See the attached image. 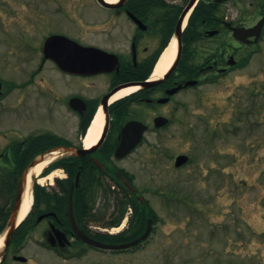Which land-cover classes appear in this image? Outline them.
<instances>
[{"label":"flooded vegetation","instance_id":"flooded-vegetation-1","mask_svg":"<svg viewBox=\"0 0 264 264\" xmlns=\"http://www.w3.org/2000/svg\"><path fill=\"white\" fill-rule=\"evenodd\" d=\"M0 44V264H103L107 235L156 231L123 163H164L201 88L264 55V0H0Z\"/></svg>","mask_w":264,"mask_h":264},{"label":"rangeland","instance_id":"rangeland-1","mask_svg":"<svg viewBox=\"0 0 264 264\" xmlns=\"http://www.w3.org/2000/svg\"><path fill=\"white\" fill-rule=\"evenodd\" d=\"M185 122V137L168 139L164 163H123L152 181L144 196L160 220L141 248L104 253L103 264H264V55L201 88ZM177 152L189 157L180 170ZM161 181L166 202L152 193L164 191Z\"/></svg>","mask_w":264,"mask_h":264},{"label":"bare ground","instance_id":"bare-ground-1","mask_svg":"<svg viewBox=\"0 0 264 264\" xmlns=\"http://www.w3.org/2000/svg\"><path fill=\"white\" fill-rule=\"evenodd\" d=\"M108 2H114L116 0H106ZM173 45H170V47L167 49L166 53L164 54V56L162 57V60L160 61V64L158 66V74H161L166 66L168 65V63L170 62L171 56H172V51H173ZM100 122H101V116L100 113L98 112L96 117L94 118L89 130H88V134H87V138H86V146H89L91 144H93L98 136V132L100 129ZM43 166V164H40L37 166V168L35 169L37 172L41 169V167ZM27 202L25 203L24 206V210L27 209Z\"/></svg>","mask_w":264,"mask_h":264},{"label":"water","instance_id":"water-1","mask_svg":"<svg viewBox=\"0 0 264 264\" xmlns=\"http://www.w3.org/2000/svg\"><path fill=\"white\" fill-rule=\"evenodd\" d=\"M100 1H102V0H100ZM102 2H103V1H102ZM49 42H50L49 40L46 42L44 48L46 47V45L49 44ZM186 161H187V157H185V156H179V157L176 158L175 166H176V167H179V166H181L182 164H184ZM127 186L129 187L128 184H127ZM129 188H130V187H129ZM130 189H131V188H130ZM131 190H132V189H131ZM149 230H150V227L148 226L146 232L144 233V235H143L140 239H138V240H136V241H134V242H132V243H130V244H124V245H119V246H103V247H104L105 249H123V248H125V247H128L129 245H135L136 243H138V241H140V240H144V239L146 238V236H147L148 233H149Z\"/></svg>","mask_w":264,"mask_h":264},{"label":"trees","instance_id":"trees-1","mask_svg":"<svg viewBox=\"0 0 264 264\" xmlns=\"http://www.w3.org/2000/svg\"><path fill=\"white\" fill-rule=\"evenodd\" d=\"M125 236L122 234L117 235V236H113V237H107L106 240H108L109 242H123L125 240L131 239L133 237H128V238H124Z\"/></svg>","mask_w":264,"mask_h":264}]
</instances>
